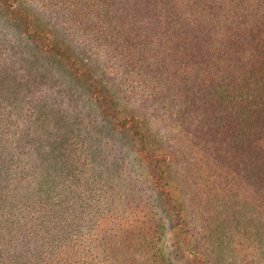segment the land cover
<instances>
[{
  "label": "trees",
  "instance_id": "trees-1",
  "mask_svg": "<svg viewBox=\"0 0 264 264\" xmlns=\"http://www.w3.org/2000/svg\"><path fill=\"white\" fill-rule=\"evenodd\" d=\"M40 1L0 0V264H264V0Z\"/></svg>",
  "mask_w": 264,
  "mask_h": 264
},
{
  "label": "rangeland",
  "instance_id": "rangeland-1",
  "mask_svg": "<svg viewBox=\"0 0 264 264\" xmlns=\"http://www.w3.org/2000/svg\"><path fill=\"white\" fill-rule=\"evenodd\" d=\"M27 1L30 2V4L35 8H41L42 6L40 0ZM53 21L60 26L68 24L66 21L61 20L60 18H53ZM95 48L96 47L94 46H90L89 52L94 51ZM26 106L39 111V120L41 124H45L48 126V131H52L54 134L64 135L65 132L69 129L68 124L71 121L72 112L68 111L70 108L68 107L67 102L58 98L57 95L51 90H47L42 86L41 88H37L36 90L32 91L29 94V99L26 102ZM26 114L30 117H33L35 113L29 110L26 111ZM85 170L91 171V165H87ZM164 231L165 233L162 235L161 241H163L164 244L169 245L171 242L169 240V233L167 228ZM246 245H250L251 247L246 250L248 252V255L246 256L245 260L255 262V252L253 251L254 249H252V245H254V242H250V240H246L245 245L240 246L238 250H242V253L237 256L236 261L239 262L243 259L242 255L245 253L243 249ZM134 264H137V262H135Z\"/></svg>",
  "mask_w": 264,
  "mask_h": 264
}]
</instances>
